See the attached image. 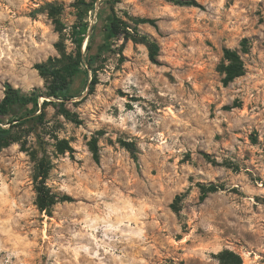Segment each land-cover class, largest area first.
Instances as JSON below:
<instances>
[{
  "label": "rangeland",
  "instance_id": "obj_1",
  "mask_svg": "<svg viewBox=\"0 0 264 264\" xmlns=\"http://www.w3.org/2000/svg\"><path fill=\"white\" fill-rule=\"evenodd\" d=\"M79 1L93 5L86 17ZM195 1L0 0V101L6 83L46 91L35 66L77 58L82 22L84 56L111 13L132 34L135 19L156 20L137 28L160 47L153 63L146 41L109 38L95 89L83 74L66 102L82 123L46 107L47 186L73 198L51 214L36 205L32 124L15 128L29 151L0 152V264H221L223 251L264 264V0ZM225 49L245 64L227 86Z\"/></svg>",
  "mask_w": 264,
  "mask_h": 264
},
{
  "label": "trees",
  "instance_id": "obj_2",
  "mask_svg": "<svg viewBox=\"0 0 264 264\" xmlns=\"http://www.w3.org/2000/svg\"><path fill=\"white\" fill-rule=\"evenodd\" d=\"M180 6H193L200 7L199 3L195 0H166ZM54 9L53 6L48 5ZM77 8L83 16H87L88 12L93 10V5L85 1H79ZM136 27L135 33L132 34L128 30V26L119 20L114 13L108 17L102 27L93 25V34L89 37L87 42L86 51L87 55L82 54V46L89 29L88 23L80 25V29L76 31V42L79 48L78 57L71 59L69 62L61 66H49L47 64L36 65L35 68L47 79L46 91L42 92L41 89H35L31 93L25 94L20 89L13 87L11 84H5L4 97L0 101V152L10 147L13 144L19 143L26 149L25 142L14 132L18 126L31 125V130L37 138V148L35 153H43L42 158L37 162V176L35 191L37 194L36 205L41 212L51 214L53 208L58 203L73 202V198L69 195H58L49 190L47 180L49 178V163L45 154V142L42 137L37 133L36 126L43 125L45 121V109L48 105H54L58 112L69 121L81 124L79 116L66 108V102L70 101L72 96L73 87L75 82L83 74H94V79L91 83V90H94L98 84L97 69L95 63L101 56L103 47L109 42L111 37H123L126 40H133L136 43L146 41L150 50V60L156 63V59L160 53V47L155 41H149L146 37L139 35L137 26L142 24H156L153 19H135ZM98 38L101 41L98 45ZM243 52L246 53L248 48L247 40L243 41ZM224 58L227 65L224 67V85L231 84L234 80L241 77L245 73V64L242 55L237 50L225 49ZM47 97L41 103V97ZM90 150L96 162L100 160V149L96 139L91 140L89 143ZM130 146V144H127ZM59 149L65 153L66 151H73L65 141H61ZM218 188L215 185L204 187L202 189L201 200H206L210 194L217 192ZM217 259L221 264H242L241 257L231 251H223L217 255Z\"/></svg>",
  "mask_w": 264,
  "mask_h": 264
}]
</instances>
